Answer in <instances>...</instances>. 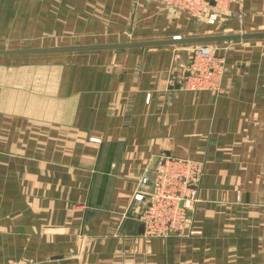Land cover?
<instances>
[{
  "label": "crops",
  "instance_id": "obj_1",
  "mask_svg": "<svg viewBox=\"0 0 264 264\" xmlns=\"http://www.w3.org/2000/svg\"><path fill=\"white\" fill-rule=\"evenodd\" d=\"M223 11L264 31V0ZM206 27L160 0H0V48ZM215 43L221 92L171 84L194 44L0 56V264H264V38ZM156 154L204 170L192 224L145 239L120 219Z\"/></svg>",
  "mask_w": 264,
  "mask_h": 264
},
{
  "label": "built area",
  "instance_id": "obj_2",
  "mask_svg": "<svg viewBox=\"0 0 264 264\" xmlns=\"http://www.w3.org/2000/svg\"><path fill=\"white\" fill-rule=\"evenodd\" d=\"M160 1L169 11L195 19L205 18L208 23H214L223 5H242L244 0ZM223 71V61L216 55L215 46L201 43L193 47L188 61L172 75L171 84L192 91L221 92ZM203 170L202 160L153 155L144 173L137 179L120 224L126 218L142 223L144 229L140 235L145 239L181 232L193 222L196 204L200 200L198 191Z\"/></svg>",
  "mask_w": 264,
  "mask_h": 264
},
{
  "label": "water",
  "instance_id": "obj_3",
  "mask_svg": "<svg viewBox=\"0 0 264 264\" xmlns=\"http://www.w3.org/2000/svg\"><path fill=\"white\" fill-rule=\"evenodd\" d=\"M264 38V31L253 32H233L220 33L209 35H195V36H174L164 39L152 40H137L124 41L112 43H90V44H76V45H60V46H41V47H17V48H0V56L15 55V54H35V53H51V52H66V51H80V50H97V49H120L132 47H148L160 45H187V44H201L213 42H230L236 40H249ZM179 85H177L178 87ZM144 225L137 223L132 218H126L121 225V232H136L142 234Z\"/></svg>",
  "mask_w": 264,
  "mask_h": 264
},
{
  "label": "rangeland",
  "instance_id": "obj_4",
  "mask_svg": "<svg viewBox=\"0 0 264 264\" xmlns=\"http://www.w3.org/2000/svg\"><path fill=\"white\" fill-rule=\"evenodd\" d=\"M228 3L227 4H225V5H223L222 7L223 8H221V9H219V11H221V12H224L223 10H226V9H228ZM163 6L165 7V4L163 3ZM237 6H240V5H238L237 4ZM166 8V7H165ZM167 9V8H166ZM168 11H169V9H168ZM171 12V14H174V15H182L181 13H175V12H172V11H170ZM217 19H218V14L216 15V20H215V22L214 23H211V25H213V26H215V27H210V28H208V27H206V28H204V29H197V30H195V31H191L190 33H186V35L185 36H195V35H209V34H220V33H232V32H220L219 30H218V26L217 25H215V23L217 22ZM198 20H200L202 23H205L206 22V19L205 18H199ZM184 36V37H185ZM262 39V38H261ZM249 40H252V39H249ZM208 44H212L213 46H215L216 45V43L215 42H213V43H208ZM195 45H197V44H194V45H191V46H195ZM214 48V47H213Z\"/></svg>",
  "mask_w": 264,
  "mask_h": 264
}]
</instances>
